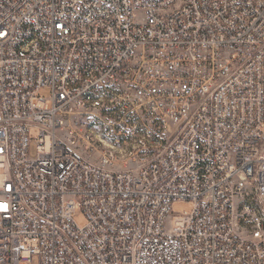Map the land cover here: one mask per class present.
Masks as SVG:
<instances>
[{
  "label": "built area",
  "instance_id": "2783aa9c",
  "mask_svg": "<svg viewBox=\"0 0 264 264\" xmlns=\"http://www.w3.org/2000/svg\"><path fill=\"white\" fill-rule=\"evenodd\" d=\"M33 260L264 264V0H0V264Z\"/></svg>",
  "mask_w": 264,
  "mask_h": 264
},
{
  "label": "rangeland",
  "instance_id": "374dc122",
  "mask_svg": "<svg viewBox=\"0 0 264 264\" xmlns=\"http://www.w3.org/2000/svg\"><path fill=\"white\" fill-rule=\"evenodd\" d=\"M40 96L47 97L49 95V89L47 88H42L40 89L39 93ZM30 153H34L33 146H31ZM189 210V204L188 202L185 201H176L172 204V211L175 213L183 212V211H188ZM74 221L76 224L79 226H82L85 224V216L82 212L77 213V215L74 217ZM33 264H36V260H33Z\"/></svg>",
  "mask_w": 264,
  "mask_h": 264
}]
</instances>
